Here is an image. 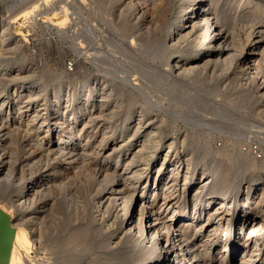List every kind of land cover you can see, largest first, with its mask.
<instances>
[{
    "label": "bare ground",
    "instance_id": "6f19581e",
    "mask_svg": "<svg viewBox=\"0 0 264 264\" xmlns=\"http://www.w3.org/2000/svg\"><path fill=\"white\" fill-rule=\"evenodd\" d=\"M38 1L39 3H37ZM111 1L113 2V0ZM150 1L122 0V2L125 4L124 8H126L127 12L130 11V45L133 46L136 43L135 40L138 38L137 33L139 31H141L142 29H144L142 31L151 29V32L149 31L151 34L149 37L154 39V45L158 44V50L156 53L158 58L163 59L167 51L175 50V57H173V60L168 63V69L166 73L169 74L170 81L174 84H177L176 86L180 90V92L176 94L174 87L167 88V85L163 84L160 81L161 79L159 76H155L154 73V76H152L150 72L143 69V66H130V76L128 77V74L126 73L127 79L122 76L123 78L121 79V81H123L124 83H129L130 86L133 88H137L143 94V100L145 104H151L152 106L161 109L170 117L180 120L186 126L189 125L195 128L205 125L206 122L208 123L209 119L206 117L208 119L207 120L204 117L203 114L206 112L203 113V111H207V113L209 111L211 115L213 113L212 116L218 119H220L221 117L226 119V117H224L226 115H224L226 109L222 105V102L218 104V107H216L215 105L216 108L209 105L210 101L213 100L214 102V98L211 97V94H207L202 91L203 87L206 84L209 85L214 80L220 79V76L222 75L226 76V78L229 79L228 82L236 84V86L238 87L240 85L245 87L246 84H240V79L242 80L243 76L246 75L247 80L249 79V81L252 80L256 83L253 91L245 90L246 92H239V94L233 93L235 96L233 95V99H231V101L233 102L239 100L249 102L251 105L256 106V109L259 110V115H263L264 104H260L262 107L258 105L259 103L263 102L260 101V93L264 89V35L261 32L262 30L258 32L256 31L255 34H252L248 31L249 33H247V35L245 36L246 44L243 47L238 48V46H236V43V45L232 44V42L228 40L229 31L225 26L228 20H223L221 15L223 14L222 12L225 9H232L233 7L237 8L238 5H240L241 3H245V1L249 0H226L222 7L220 5L218 6L216 0H179V10L175 12L171 23L170 21L167 22L163 20L162 22H158L157 20H155L157 21V23H155L153 18L155 14H152V16H147V2L149 3ZM169 1L170 0H168V2ZM161 2L163 1L161 0ZM107 3H109L110 5L112 4L110 0H108ZM51 4H53L55 7L53 11H42V13H40L43 8L49 7ZM155 7H157V5ZM12 8L13 10H11V14L7 18V20L5 22H1L0 48L6 46V43L9 39L8 36L10 27H12L11 24L15 23L19 19L18 17L28 19L31 16L35 17L36 15L37 17H39V19H42L44 22L49 23V29L50 26L54 28H64L66 25L70 24V22H75V20H78V18H80L79 12H76L71 7H68V5L65 3V0H12ZM69 8L72 10L73 13L69 12ZM231 11L232 10H229V12L226 13L230 17L234 12L236 14V11ZM115 12H117V10H115ZM244 14L243 16L245 19ZM262 16L263 15H261V17ZM233 17H235L234 14ZM255 18L257 19L256 16ZM237 19L239 23V18L237 17ZM237 19H235V21ZM108 21L109 20L107 19V22ZM150 25H152L151 28ZM166 26H168L169 29L168 32L164 34L163 30ZM247 28L249 29V27ZM13 30L14 33H16V36L21 37V39L25 36L23 35L24 32L22 31L21 27L15 26ZM85 30L87 31V29ZM246 30L247 29H245V31ZM143 36L144 35H142V37ZM186 41H189L190 45L195 46L194 51L183 49L182 45ZM140 45L142 46V44ZM155 47H150V49ZM74 48L77 47L75 46ZM202 51L203 56L202 58H199V54ZM110 54L111 53L109 52L106 56V58L110 57L109 61L112 59V54ZM134 55L136 54L134 53ZM100 58L101 57H99V59ZM103 58L104 57H102L101 60H103ZM136 62L138 63V58ZM139 63L141 64L140 61ZM27 67L8 66L7 64L3 66L2 64H0V85L3 84L5 86L8 84V82L12 83L10 85L11 88H9V90H0V210L3 211L9 217L10 224L14 229V237L11 242V247L7 258V264H26V262L29 260L31 262V254L34 250V246L41 245L42 243L41 235L38 233V231L34 233L32 227V225H37L36 219L38 211L36 210L37 206L35 204V198L38 195H41L42 193L48 196L53 191H56V193L60 196L59 200H61H58V202L56 201V203L54 201V204L50 203L51 208L48 207L49 212L52 213L53 211H55L56 213H62L61 209H64L65 207V205H63V196L65 193V188L67 187V185L65 186V182L67 180L65 182L62 181V183L64 182V184H60V182L59 184H55V173L47 174V172L49 171L48 169H44L35 176H14V172H12V166L14 165V160L16 159L17 154L15 152V149L11 147L12 144L8 146V144L5 143L6 136L10 137L11 128L15 129L16 131V127L18 126L17 124L19 123L22 116L27 115L30 111L33 110L31 117H29V119L27 120L25 129L23 130H31L36 135L38 134V142L34 147L36 149L43 148L45 151H48L49 156L54 161V168L52 169H61L63 171H66L69 168H72V170L74 168L73 172L75 173L76 167H79V165L87 162L86 150L88 149L87 142H89L88 140H86V143H84L83 145L80 144V146H76V141H78V139H81L82 135L86 138L90 136V134L92 135V130H90L91 125L96 131L97 129H99L100 132L103 131V133L101 134V138L98 142L99 144L93 147L95 148L94 151L99 150L101 144H103V142L111 136V133H113L116 128L119 127L117 126L118 123H116V120H118V114L120 113L122 107V94H113V91H115L113 86V79L118 78L119 73L122 74L123 72H127V70L121 65L92 66L96 71V74L90 79L91 83H88V80L84 79L81 83H77L79 86L69 87L63 81L59 83L58 88H53L51 95L41 98L40 91H44L46 82L43 81L40 83L33 84V81H31L32 75L29 74V72L27 71ZM162 72L165 73V71ZM136 73L142 74V77L138 78V76H136ZM224 81L226 80L224 79ZM187 82L190 86V89L191 87H193V89L191 90L192 92L182 91ZM222 85L223 88H225L228 86V83L223 84L222 82ZM156 87L158 88L156 89ZM155 89L156 92L159 90H163L165 96L159 97V95H157L159 98L157 97L158 99L152 102L150 96L154 93L153 90ZM218 93H220V90L217 92L214 91V93H212V96L218 95ZM255 95L258 97L257 99L254 98ZM133 101L134 99L130 103H133ZM163 102L167 103V105H164ZM130 110H132V107ZM258 110H256V112ZM53 112H56L55 114L59 113L60 115L56 118L53 123L46 122V118L52 116ZM143 114L144 112L143 110H141V112L138 114V118L136 121L132 120L131 117H128L125 120L126 122L122 124L123 128H128V126H130L128 129L131 131L130 135L127 137V140L124 141L125 139H122L120 142L115 138L116 143H112L109 146H104L101 150L102 160L100 162L97 161L95 165L97 167L95 168V176L97 177L98 182L96 181L97 185L96 187L94 186V192L91 190L92 194H94L92 197L95 208L94 213H96V215L94 214V216L96 217V219L98 218L99 220H105L106 226L104 229H106V227L112 229L114 232L117 233V236L125 238V243L130 249L129 255H127V257L118 260L119 264H124L127 263L126 261L130 262L132 260L133 264H200L201 260L199 258L201 257H199L198 252L202 254V251H204V249L202 250L201 246L199 248L200 250L197 251L195 246L196 244L194 243L192 238L197 236V233L200 232L199 230H201L207 223V220L200 219L199 213L202 211L205 212V210H208L210 206H213L214 210L216 208L220 210L221 208L226 207L227 211L233 210L235 211V214L228 221V227L224 229L225 240H228L231 244H233V246L227 248L222 247L220 249H217V252H215L216 248L210 246L208 250L214 251L215 254L213 253V255H211V253L208 256H212L211 258L214 260L219 258L218 264H252V262L248 261L254 262L253 257H255L254 255L258 254L256 252L257 248H261L264 246V176L263 178L257 180H247V177H251L257 170L263 171L264 173V158L261 161L259 160L260 164H257L255 160H252L248 157L249 154L247 151L249 149L246 152H242L239 146L237 148L236 145H233L231 146L232 150L229 152L227 160H222L218 157H212L208 161L209 166L207 168L202 165L201 172L199 173V180L200 178H204V175H206V177L205 179L200 180L197 184L193 183V169L191 168L192 162L190 159H186V162L184 164L185 168L181 172V176L183 175L182 192L180 193V195H178V199H176L177 201L175 202V207H169L168 210L167 204L164 203V201L168 197V194H166L167 187H165L167 183L164 182V178L162 179L161 177L163 176L162 173L164 170H162V167L165 163L168 162L167 153L170 152V150L173 148V140H171V142H169V144L167 145V153L164 155L163 159L159 161V164L153 171V177L150 178L152 187H149V189H153L148 193L147 190L143 189L144 187L140 188L137 186L138 182L141 179L143 180V185L145 186V183L149 176V173L147 171L149 169L152 170L151 165L153 164V160L150 159V155L148 153L153 152L152 149H156L161 145V142L163 140L162 131L164 129L160 124V126H156L154 123L149 122L148 120L142 123L140 118L144 116ZM227 117H229V114ZM223 118H221L220 121L224 120ZM81 120L83 124L79 128V133L68 134L67 131H65V129H68L71 124H73L76 128L78 125L77 122H81ZM216 122L218 123V120H215V122L213 123L214 126L216 125ZM38 123L40 124L37 125ZM253 126L254 124L252 125V128ZM220 127L223 126L220 125L218 128ZM218 128L216 127V130ZM226 128L227 127L225 126V129ZM228 129L227 130L230 132V128ZM242 129L244 128L239 127L238 131L236 130V136H243L244 138L245 133L250 134L252 132L247 129ZM123 131L124 130H121V132ZM254 133L256 135L261 136L263 134L264 136V133L259 131H255ZM137 136H139V139L135 140ZM34 138L35 137H33V139ZM138 141L140 142V144L136 147L135 143ZM183 142L184 141L181 142L182 146L184 144ZM53 144H55L56 146L52 148ZM134 146L136 147V151L134 150L131 153L123 152V154H121L122 158L120 159V151H128L129 147L131 148ZM191 146L193 147L192 149L196 150L197 152H203L206 149V146L200 145L199 141H194ZM78 150H80L81 153H75ZM115 151L118 152L119 155H117V158L112 159V157H110V154L111 152ZM218 154L220 155H218L219 157H222V153L219 152ZM135 160H137L138 163L142 162L140 163L141 167L139 165L140 168H136L138 166L136 165ZM238 163H243L242 169H240L241 167H235V164ZM181 164L182 163L179 160H171L169 163V165H171V168L169 167V174L173 175L176 169L177 171L179 170L178 172H180L179 168H181ZM84 168L86 170V167ZM89 172L87 173L85 171V174H83L86 175V173L89 174ZM77 174L79 176L80 173H75V175ZM69 175L72 176V174ZM175 175L176 174H174L173 176ZM207 176H210L212 178V181L210 180L211 183H204L208 178ZM86 177L89 178L91 177V175ZM243 177H246V179L243 183H241ZM74 179L77 180L76 177ZM95 179H93V181ZM71 181L72 179L70 180V182ZM77 181L79 183V180ZM93 183L92 185H94ZM237 184L238 187L236 189H238V191L234 188V186H237ZM242 184L244 186H242ZM188 186H191L193 190L188 189ZM88 187L86 184V187H84L83 189H86ZM91 187L93 188V186ZM12 189H15V194L12 196V198L5 199L4 196L13 191ZM234 189L236 190V195L232 196L231 194ZM208 192H220L222 196H218L215 201H211L207 197L206 199L204 198L205 194H208ZM88 193L91 192L89 191ZM186 194H188L187 196L193 195L192 199L190 198L192 202L191 205L185 204ZM88 196L90 195L88 194L87 197ZM235 196L236 200L234 199ZM161 197L162 199H160ZM197 199H200L201 202L197 203ZM139 200H141V202L138 206ZM252 200H254L255 203V210L252 213L253 216L250 217L248 213L250 209L249 205ZM206 215V218L209 220V218H211V216L213 215V211H208ZM37 227H39V225ZM207 230L209 231V229ZM257 230H260L261 233L259 237L253 239V251L242 253L241 250L243 249L240 250L238 247L241 246L242 248H245L248 240L252 239L253 231ZM83 233L84 234H82V239H85L86 230L83 231ZM171 236H173L174 239L169 241V238H171ZM240 236H242L241 239ZM117 243L118 241H112V244L116 245ZM204 253L205 252H203V255ZM261 255L262 256L260 258V262L263 263L264 255Z\"/></svg>",
    "mask_w": 264,
    "mask_h": 264
},
{
    "label": "rangeland",
    "instance_id": "374dc122",
    "mask_svg": "<svg viewBox=\"0 0 264 264\" xmlns=\"http://www.w3.org/2000/svg\"><path fill=\"white\" fill-rule=\"evenodd\" d=\"M148 1H150V0H148ZM162 1L163 2H161V0H158V1L157 0H151L149 3L147 2L148 7L146 8V14H147V16H149V15L152 16V14L153 15L155 14L153 16L155 23H157V21L162 22V20L167 21V22L170 21V23H171V20H172L173 16L175 15V12L177 10H179V7H180L179 0H170L169 2H168V0H162ZM225 1L226 0H216V3H218V6L220 5L222 7L224 5ZM107 2H108V0H106V1L105 0H65V3L68 5V7H71L72 9H74V11L79 12L80 18H78V20H75V22H70V24L66 25L64 28L55 27L56 28L55 29L54 27L50 26V29H49V27H48L49 23L44 22L42 19H39V17H37L36 15H35V17L31 16L28 19H23V18L18 17L19 19L15 23L11 24L12 27H10L9 36H8L9 39H8V42L6 43V46L0 48V62H1L0 64H2L3 66L6 64L8 66H26V67L28 66L27 71L29 72V74L32 75L31 81H33V84L40 83L43 81L46 82L44 91L43 92H42V90L40 91L41 98L51 95L53 88H58L59 83L63 82V81L69 87L79 86L77 83H81L84 79H87L88 83H91L90 79L96 74V71L94 70V68L92 66H117V65L119 66V65H121L122 67H124L127 70V72H123L124 74L122 73L123 75L121 73H119V77L116 79H113V86H114V90H115V91H113V94H115V95L122 94V107H121L120 113L118 114V118H117L118 120H116V123H118L117 126H119V127H117L113 133H111V136L107 140H105L103 142V144H101L100 149L96 150V151H94L95 148H93V147H95V145L97 146L99 144L98 142L101 138V134L103 133V131L100 132L99 129H97V131L94 130L92 125L90 127V130H92V135L90 134V136H88L87 138L82 135L81 139H78V141H76V146H80V144L83 145L84 143H86V140L89 141V142H87V148L88 149L86 150L87 162L84 164H81V165H79V167L75 168V173H80L79 176H78V174L75 175V173L73 172L74 168H73V170H72V168H69L66 171L65 170L63 171L61 169H52V168H54V161L49 156L48 151H45L43 148L42 149H36L34 147L38 142L37 141L38 137H39L38 134L36 135L31 130H29V131L23 130V129H25V125L27 123V120L29 119V117H31L33 110L30 111L27 115L22 116L19 123L17 124L18 126L16 127V131H15V129L11 128L10 137L6 136L5 143L8 144V146L10 144H12L11 147L13 149H15V152L17 154V157L14 160V165L12 166V172H14L15 177L24 176V175H25V177L27 175L28 176H33V175L35 176L36 174L43 171L44 169H48L49 171L47 172V174H50V173L54 174L55 173L54 174L55 176L53 175L54 179L56 180L55 184L56 183L59 184V182H60V184H64V182L67 180L65 182V186L67 185V187L65 188V193L63 196L64 197L63 198V205H65V207H64V209L62 208L63 210L61 209L62 213L61 212L56 213L55 211H53L52 213L49 212L48 207L51 208L50 203L54 204V201L56 203V201L58 202V200L60 198V196L56 193V191H53L50 195L47 194L48 196H46L45 194L42 193L41 195L37 196L38 198L37 197L35 198V204L37 206V209L36 208L35 209L38 211L37 219H36L37 225H32V227H33L34 233L36 231H38V233L41 235L42 243H41V245H35L34 246V250L31 254L32 255L31 256V258H32L31 262H32V260H33V262L31 263L29 260L26 262V264H28V262H29V264L30 263L35 264V261H36V264H58V263L59 264H119L118 260L125 258V257H127V255H129L130 249L128 248V245L125 243L126 242L124 240L125 238H123L121 236L120 237L117 236V233L114 232L112 229H109L107 227H106V229H104L106 226L105 220L104 219L99 220L98 218H97L98 219L97 220L96 217L94 216V214L96 215V213H94L95 208H94V201L92 199L94 194H92V191H93V189L95 190V187L97 185L96 183L98 182V179L95 176L96 175V169L95 168H97L95 165H96L97 161L100 162L102 160V154H101L102 151L101 150L103 149L104 146H109L112 143H116L115 138H116V140H118L120 142L122 139H125L124 141H126L127 137L130 135V132H131L128 129L130 126H128V128H125V127L123 128L122 124L124 122H126L125 120L128 117H131L132 120L136 121L138 118V114L141 112V110H143V112H144V114H143L144 116H142L140 118L142 123L145 122L146 120H148L149 122L154 123L156 126L161 125L164 129L162 131L163 132V140L161 142V145L156 149H152L153 152L148 153L150 155V159L153 160V164L151 165L152 170L149 169L147 171L149 173L148 174L149 176L147 178L145 186L143 185L142 179L138 182L137 186L140 188L144 187L143 189L147 190L148 193H149V191H151L153 189V188L149 189V187H152L151 186L152 183H151L150 178L153 177V173H154L153 171L156 168V166L159 164V161H161V159H163L164 155L167 153V149H168L167 145L169 144V142H171V140H173V144H172L173 148L170 150V152L167 153L168 162L165 163L162 167V170L163 169L164 170L162 173L163 176L161 177L162 179L164 178V182L167 183L165 187H167L166 188V194H168L167 195L168 197L164 201V203L167 204L168 210H169V207H175V202L177 201L176 199H178V195H180V193L182 192L183 175L181 176V172L185 168L184 164L186 162V159H190L192 162L191 168L193 169V179H194L193 183L197 184V183H199L200 180L205 179V177H206V175H204V178H202V179L200 178V180H199V173L201 172L202 165H204V167L207 168L209 166L208 161L212 157H218V158H221L222 160H227L228 154L232 150L231 146H233V145H236L237 148L239 146V148L242 152H246L249 149L247 151L249 154L248 157L252 160H255L257 164H260L259 162L264 158V156H262V158H257L256 156H254V154H252V151H253V153L255 152V149H254L255 145L258 143L263 145L261 147H262V150L264 151V136H263V134L261 136V135H256L254 133L255 131L256 132L259 131V132L264 133V114L259 115V110L256 109V106L251 105L249 102L239 101V100L233 101V102L231 101V99H233V95H234L233 93L239 94V92H246L245 90L249 91L250 90L249 85H246V87H243L242 85H240L238 87V86H236V84H232V83L228 82L229 79L226 78V76H224V75L220 76V79L214 80L209 85L206 84L203 87L202 91H204L207 94H211V97L214 98V102L217 103V104H215L212 100L209 102L210 104L209 103L208 104L213 106V107H215V105H216V107H218L219 106L218 104H220L222 102V105L226 109L225 110L226 113L224 112V115L226 114L228 116V114H229V117H227L226 115L224 116V117H226V119L221 117L224 119V120H221L222 121L221 122L220 121L221 118L218 119V118L212 116L213 113L211 115V113H209V111H208V113L210 114L209 115L207 113V111H203V113L206 112L203 114L204 117L205 118L207 117L209 119L208 120L206 118L208 120V123L206 122L205 125L193 128L192 126H189V125L186 126L180 120H177L173 117H170L168 114L164 113L161 109H159L155 106H152L151 104H145L144 100H143V94L137 88H133L130 86L129 83H124L123 81H121V79L123 77H125V78L127 77L126 73L128 74V77L130 76V72H131L130 66H143V69L150 72L152 76H154V75L159 76L161 79L160 81L163 84L167 85V88L168 87L169 88L174 87L176 94H178L180 92V90L176 86L177 84H174L173 82H171L169 74L166 73L167 69H168V63L173 60V57H175V50L167 51L166 55L163 59L158 58L156 55L157 50H158V44H155L156 45V47H155V45L153 44L154 39L149 37L151 35L150 34L151 29H149V30L145 29L146 31H142V30H144V29H142L141 31H139L137 33L138 38L135 40L136 43L133 46H131L130 45V39H131L130 15H129L130 11L127 12L126 8H124L125 4L122 2V0H113L114 3L110 0V2L112 3L111 4L112 6ZM37 3H39V1ZM105 3H106V6H105ZM245 3H241L240 5L237 6V8L233 7L232 9L231 8L225 9L222 12L223 14H221L223 20H225V21L228 20L226 22V25H225L227 30L229 31V33H228L229 39L228 40L230 42H232V44L236 43L237 45L236 44L235 45L238 46V48H241L246 44L245 36L247 35V33L251 32L252 34H255L256 31L258 32V31L262 30L261 32L264 35V22H263L264 21V0H257V1L256 0H249V1H245ZM153 5H154V8H153ZM156 5H157V7H155ZM254 5H255V7H254ZM50 6L43 8L40 11V13H42V11L48 12V11H53L55 9L53 4H51ZM259 8H260V10H259ZM11 10H13L12 0H0V26H1V22H5L7 20V18L11 14ZM115 10H117V12H115ZM149 10H151V11H149ZM229 10L236 11V14L233 11L234 12L233 14L235 17H233V14L231 17L228 16V14H226L229 12ZM163 11H165V12H163ZM69 12H72V10L70 8H69ZM248 12H250L251 14ZM37 13H39V12H37ZM100 14H102V15H100ZM169 14H170V16H169ZM243 14L245 15V19H244ZM261 15H263L262 16L263 19H262ZM248 16H249V18L250 17L251 18L249 19ZM255 16L257 17V19L255 18ZM97 17L99 18V20ZM237 17L239 18V23H238ZM258 17H261V18H258ZM157 18H161V19H157ZM229 18H230V21H229ZM100 19H101V21H100ZM105 19H106V21H105ZM107 19L109 20L108 22H107ZM235 19H237V20L235 21ZM260 19H261V21H260ZM155 20H157V21H155ZM246 21L247 22L249 21V22L247 23ZM45 25L47 28L45 27ZM15 26L21 27L22 31L24 32L23 35H25V36L22 39H21V37L16 36V33H14L13 28ZM151 26L152 25H150V28H151ZM247 27H249V29ZM83 28H84V30H83ZM243 28H244V30H243ZM85 29H87V31ZM168 29H169V27L166 26L163 30V33L166 34L168 32ZM245 29H247V30L245 31ZM90 32H91V34H90ZM77 35H78V37H77ZM142 35H144V36L142 37ZM62 37H63V39H62ZM94 41H96V42L98 41V42L96 43ZM15 42H16V44H15ZM139 43L142 44V46ZM156 43H158V42H156ZM91 44H92V47H91ZM75 46L77 48H74ZM182 46H183L184 50H192V51L195 50V46L190 45L189 41L184 42ZM83 47H85V48H83ZM87 47H90L91 49L87 48ZM136 47H137V49H136ZM150 47H155V48L150 49ZM85 49H86V51H85ZM92 49H94V50H92ZM80 50H81V53H80ZM88 50H89V52H88ZM132 50H134V51H132ZM94 51H97V52H94ZM107 52L108 53L110 52L112 54V59L110 61H109L110 57L106 58V56L108 54ZM134 53L136 55H134ZM110 55H108V56H110ZM202 56H203V51L199 54V58H202ZM99 57H101V58L104 57V58H103V60H101V58L99 59ZM137 58H138V63L136 62ZM132 60H133V62H132ZM139 61L141 62V64L139 63ZM101 63H102V65H101ZM103 63H105L107 65H105ZM143 63H144V65H143ZM154 64H155V66H154ZM232 66H235V65H232ZM154 67H155V69H154ZM160 68H162V69H160ZM163 69H165V70H163ZM162 71H165V73ZM153 73H154V75H153ZM8 74H10V73H8ZM132 75H135V74H132ZM136 76H138V78H140V77H142V74L136 73ZM224 79L226 81H224ZM222 82H223V84L228 83V86L223 88ZM11 84L12 83L8 82V84L5 86L3 84L0 85V90L1 89H8L9 90V88H11V86H10ZM157 88L158 87H156V89ZM156 89L153 90L154 93L151 94V96H150L151 97L150 99L152 100V102L155 101L156 99H158L159 97L165 96L163 90L162 91L159 90L156 92ZM192 89H193V87H191V89H190V86L187 82V84H185L184 89H182V91H184V92L189 91L190 92ZM219 90H220V93H218V95L212 96V93H214V91L217 92ZM161 94H164V95H161ZM157 95H159V97ZM133 99H134L133 103H130ZM150 103H151V101H150ZM164 105H167V103H164ZM131 107H132V110H130ZM147 109L150 111H148ZM256 110H258V111L256 112ZM55 113L56 112H53L52 116H49V117L47 116L48 118H46V120H47L46 122L53 123L56 120V118L60 115L59 113H57L58 115ZM212 117L215 119H213ZM241 117H242V119H241ZM211 118H212V120H211ZM38 119H37V121H38ZM215 120H218V123L216 122V125L217 124L219 126L221 125L224 128L223 127L218 128L219 127L218 125L214 126L213 123L215 122ZM113 121H114V118H113ZM212 121H213V123H212ZM224 122H225V124H224ZM244 122H245V125H244ZM77 123H78V125L76 128L73 124H71L68 127V129H65V131H67L68 134L79 133L78 132V131H80L79 128L81 127L83 122L81 120V122H77ZM220 123H222V124H220ZM252 123L254 124L253 128H252V125H253ZM39 124L40 123H38L37 125H39ZM207 124H210V125H207ZM225 126L227 127L226 129H225ZM216 127L219 130L218 129L216 130ZM239 127H243L245 130L247 129V130L252 131L250 133L251 135L249 133H247V134L245 133L244 138H243V136L242 137L236 136L237 135L236 133H237ZM228 128H230V132L228 131L229 130ZM244 129H242V130H244ZM121 130H124V131L121 132ZM184 130H185V132H184ZM176 131H177V133H176ZM32 132H33V134H32ZM33 137H35V138L33 139ZM255 137H256V139H255ZM22 138H23V140H22ZM201 138H202V140H201ZM109 139H110V141H109ZM138 139H139V136H137L135 138V140H138ZM261 140H263V141H261ZM182 141H184L183 146L181 145ZM194 141H199L200 145L206 146V149H205L206 152L205 151L197 152L196 150L192 149L193 147L191 145ZM135 144H136L135 146L137 147L140 144V142L138 141ZM55 146L56 145L53 144L52 148ZM135 146L131 147V148L129 147L128 151H125V150L120 151V156H121V154H123V152L131 153L132 151H134L136 149ZM173 150H175V151H173ZM116 151L111 152L110 157H112V159L117 158V155H119L118 152H116ZM78 152L81 153L80 150L76 151L75 153H78ZM219 152L222 153V157H219L220 156L218 154ZM26 153H28V154H26ZM95 154H96V156H95ZM121 158H122V156L120 157V159ZM173 159L179 160L182 163L180 165L181 168H179L180 172H178L179 170L177 171V169L174 172V174H176L175 176H173L174 174L173 175L169 174V172H170L169 169L171 168L170 167L171 165H169V163ZM206 160H207V162H206ZM48 161H49V163H48ZM183 161H184V163H183ZM135 163L138 166L136 168L141 167L140 163H142V162L138 163L137 160H135ZM172 163H173V161H172ZM38 164H39V168H38ZM15 165H16V167H15ZM139 165H140V167H139ZM25 167H27V168H25ZM84 167H86V170ZM88 167L90 168V170L92 169L93 172H92V170L90 171ZM235 167L236 168L241 167L240 169H242L243 163L235 164ZM50 168H51V170H50ZM30 170H32V171H30ZM59 170H60V172H59ZM61 171H62V174H61ZM78 171H82V172H78ZM85 171L87 173L89 172V174L86 173V175H84ZM69 174H72V176H70ZM90 175H91V177H89L90 179L88 177H86V176H90ZM263 176H264L263 171L257 170L254 172V174L251 177L248 176L247 180H251V179L257 180V179L263 178ZM73 177L74 178L76 177L77 180H79V183ZM207 177L208 178L204 183H206V184L211 183L212 178L210 176H207ZM71 179H72V181L70 182ZM93 179H95V180L93 181ZM245 179H246V177H243L241 183H243L245 181ZM149 180H150V182H149ZM62 181H64V182L62 183ZM76 181H77V183H76ZM92 183L94 185H92ZM86 184H87V187L88 186L89 187L86 189H83L84 187H86ZM91 186H93V188ZM242 186H244V185L242 184ZM242 186H240V187H242ZM237 187H238V184H237V186L236 185L234 186L235 189ZM188 189H192L191 186H188ZM235 189H234V191H232V194H231L232 196L236 195V190L238 191V189H236V190ZM89 191L91 193H88ZM14 194H15V189L13 191H11L10 193H8L6 196H4V198L10 199V198H12V196ZM88 194L90 196L87 197ZM187 195L188 194H186L185 204L191 205V203H192L191 199H192L193 195H190V196H187ZM218 196H222L220 192L219 193L218 192H212V193L208 192V194H205L204 198L206 199V197H207L211 201H215ZM175 197H177V198H175ZM53 198H54V200H53ZM87 198H88V200H87ZM160 199H162V197ZM234 199L236 200V196L234 197ZM64 200H65V203H64ZM197 200H198V201H196L197 203L201 202L200 199H197ZM43 202H45V203H43ZM140 202H141V200H139V202H138L139 204L137 203L138 206L140 205ZM169 202L170 203L172 202V203L170 204ZM177 205H178V203H177ZM254 206H255V203H254V200H252L250 202V205H249L250 209H249V213H248L250 217L253 216L252 213L255 210ZM211 210L213 211L214 216L212 215L211 218H209V220H208L206 218L207 217L206 214L208 211H211ZM177 211H178V209H177ZM225 211H227L226 207L221 208L220 210H218L217 208L214 210L213 206H210V208L208 210H205V212L202 211L199 213L200 219L207 220L206 225L201 230H199L200 232L197 233V236L192 238V240L196 244L195 246H196L197 251L200 250L199 248L201 246H202L201 249L202 250L204 249V251H202V254L198 252L199 257H201V258H199L201 260L200 264H218L219 258L214 260L211 258L212 256L209 257L208 255L211 253H212L211 255H213V253L215 254V252H217L216 250L220 249L222 247L227 248V247L233 246V244H231L228 240H225L224 229L228 227L227 223L232 218V216L235 214V211H233V210L227 211V212H225ZM48 215H50V216H48ZM47 216H48V218H47ZM204 216H205V218H204ZM40 218H42V219H40ZM52 218H53V220H52ZM55 220H56V222H55ZM38 225H39V227H37ZM40 225H42V226H40ZM97 226H98V228H97ZM207 229H209V231ZM85 230H86V236H85L86 238L84 237L85 239H82L83 238L82 234H84L83 231H85ZM212 230L214 231V233ZM53 231H54V233H53ZM260 233H261L260 230L253 231L252 239L248 240V242L246 243V247L245 248L244 247L242 248L241 246L238 247L240 250L243 249V250H241L242 253L253 251V249H254L253 248L254 245L252 244L253 239L259 237ZM199 234H200V236H199ZM242 236H240V239L242 238ZM207 238L208 239L210 238V239L208 240ZM112 241H114V242L118 241V243L115 245V244H112ZM223 241H224V244H223ZM201 242H202V244H201ZM210 246L216 248L215 252L208 250V248ZM38 248H39V251H38ZM263 249H264V246L261 248H257L256 252L258 254L254 255L255 256V257H253L254 262L253 261H248V262H252V264H263L264 262L263 263L260 262V258L262 256L261 254L264 255ZM34 252H35V256H34ZM203 252H205L204 255H203ZM126 262L127 263H124V264H133L132 263L133 260L130 262H128V261H126Z\"/></svg>",
    "mask_w": 264,
    "mask_h": 264
},
{
    "label": "water",
    "instance_id": "95a60500",
    "mask_svg": "<svg viewBox=\"0 0 264 264\" xmlns=\"http://www.w3.org/2000/svg\"><path fill=\"white\" fill-rule=\"evenodd\" d=\"M14 237L9 217L0 210V264H7V258Z\"/></svg>",
    "mask_w": 264,
    "mask_h": 264
},
{
    "label": "built area",
    "instance_id": "2783aa9c",
    "mask_svg": "<svg viewBox=\"0 0 264 264\" xmlns=\"http://www.w3.org/2000/svg\"><path fill=\"white\" fill-rule=\"evenodd\" d=\"M240 84H246V85H249V87H250V90L249 91H253V89H254V87H255V85H256V83H255V81H249V79L247 80V77H246V75L245 76H243V78H242V80L240 79ZM246 85H245V87H246ZM264 87V86H263ZM264 89L262 90V92L260 93V101H263L262 103H259L258 105H260V104H264ZM254 98H258L256 95L254 96ZM261 106V105H260ZM262 107V106H261ZM257 145V146H256ZM255 145V152L253 153L252 152V154H254V156H256L257 158H262V156H264V151L262 150V147L261 146H263L262 144H260V143H258V144H256ZM252 148V147H251ZM252 150V149H251ZM172 239H174V237L173 236H171V238H169V241H171Z\"/></svg>",
    "mask_w": 264,
    "mask_h": 264
}]
</instances>
